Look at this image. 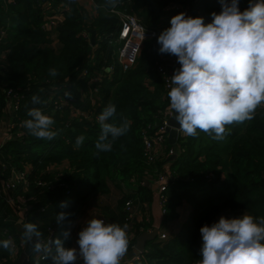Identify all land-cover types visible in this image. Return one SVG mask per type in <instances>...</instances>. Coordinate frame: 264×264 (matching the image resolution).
<instances>
[{
    "label": "trees",
    "instance_id": "1",
    "mask_svg": "<svg viewBox=\"0 0 264 264\" xmlns=\"http://www.w3.org/2000/svg\"><path fill=\"white\" fill-rule=\"evenodd\" d=\"M46 1L7 4L0 0V29L7 33L0 43V53L7 54L0 66V135L5 138L0 142V171L6 165L7 172L0 182L9 179L14 168L17 173H28L26 167L30 168V185L16 187L13 194L27 199L25 210L5 202L3 195L8 193L0 195V241L12 239L16 247L26 242L24 225L29 222L37 225L41 239L49 228L62 236L83 204L91 197L108 195L111 185L129 192L118 201L120 224L129 226V252L152 224V192L145 181L152 185L154 175L144 161L142 133L148 126L150 132L160 126L170 108L168 93H164L155 69L175 56L159 52L158 37L171 26L172 17L182 12L210 23L211 14L219 13L221 4L219 0H91L96 12L92 16L76 0H49L54 9L61 7L63 14L56 36L49 39L41 28L53 17L50 11L44 14L42 4ZM113 6L125 9L158 34L143 43L139 58L144 61L138 58L134 69L123 75L105 71L112 52L107 39L119 28L117 17L109 13ZM248 6L249 0H240L241 11ZM90 31L96 34L94 45L90 44ZM50 69L57 75H50ZM93 75L97 77L93 83L97 94L92 104L87 89ZM33 95H39L42 103L34 105ZM109 103L116 106L114 122L130 120L131 128L114 142L112 151L97 154L95 143L102 131L98 116ZM32 107L54 118L53 130L59 134L53 140L37 139L23 126ZM197 131L195 137L178 135L177 159L164 160L172 174L165 189L164 224L177 219L184 202L189 207L178 233L171 239L160 241L157 237L146 243L142 253L122 264H198L203 226H211L222 216L264 217V105L257 108L252 120L226 126L222 140ZM80 135L85 139L77 148ZM167 146L171 147L168 142ZM64 161L68 168L62 172L49 168ZM133 202L147 204L149 209L140 212L130 227L131 220L126 221L127 213L121 209ZM61 212L72 214L63 224L56 219ZM147 217L150 225L144 223ZM4 231L11 237H4ZM64 245L71 247L72 239ZM12 252L0 248V264H17ZM43 264H52L50 255Z\"/></svg>",
    "mask_w": 264,
    "mask_h": 264
},
{
    "label": "clouds",
    "instance_id": "2",
    "mask_svg": "<svg viewBox=\"0 0 264 264\" xmlns=\"http://www.w3.org/2000/svg\"><path fill=\"white\" fill-rule=\"evenodd\" d=\"M219 2L221 11L211 14L210 23L182 12L172 17L171 26L157 41L159 52L177 57L180 65L171 77L168 97L179 130L190 137L200 130L222 140L226 126L252 120L257 108L264 105V0H249L243 11L240 0ZM50 75H57L56 70L50 69ZM32 103L41 104L40 96L33 95ZM27 116L30 118L23 126L37 139L50 141L59 134L53 130L54 118L41 108L28 109ZM115 117L112 103L98 116L102 131L95 143L97 154L112 151L114 142L131 128L130 120L117 124ZM84 139V135L76 138L77 148ZM71 215L61 212L57 223L63 224ZM128 227L90 218L78 234V248L64 245L71 227L62 232L63 240L50 239L45 244L37 225L29 222L24 225V238L34 241L35 252L46 254V258L50 255L52 264H77L78 260L82 264H120L128 252ZM200 231L203 244L198 264H264V217L222 216ZM13 247L12 239L0 241L4 250Z\"/></svg>",
    "mask_w": 264,
    "mask_h": 264
},
{
    "label": "built area",
    "instance_id": "3",
    "mask_svg": "<svg viewBox=\"0 0 264 264\" xmlns=\"http://www.w3.org/2000/svg\"><path fill=\"white\" fill-rule=\"evenodd\" d=\"M7 4L14 3L15 0H6ZM40 1V0H38ZM79 6H82L84 2L90 3L87 0H76ZM41 3V2H40ZM39 3V6H40ZM46 4L49 5L50 8H46ZM93 6V4H92ZM42 8L45 11H50L53 14L51 20L45 22L41 27L44 32H46L47 38L51 39L52 37L56 36L57 32V22L63 20V14L61 7H56L55 9L52 7L49 0H47L44 4H42ZM94 8V6H93ZM109 13L116 16L119 22V28L117 33L114 36H110L107 42L108 45L111 46L112 52L111 56L108 59L107 66L105 67V71L110 74L118 73L120 75L126 74L137 64V59L140 56V52L143 47V43L148 39H153L158 37L157 33L154 30L147 29L144 27L140 21L131 13L127 12L125 9L119 10L116 9L115 6L111 7ZM86 37L85 35H83ZM5 39V31L0 29V43ZM55 39V38H53ZM89 39V37H88ZM7 58V54L4 53L0 56V66ZM167 63L161 65L157 64L156 72L157 75L160 77L164 93H168L173 87L171 82V77L174 75V72L177 70L175 64L177 63V57L165 59ZM87 72H82V76H86ZM93 83H97V77L91 76L89 79V86L92 90V94L89 93L88 101L90 103H94L96 101V94L97 89L93 87ZM172 116L171 108H169L163 114V121L160 126L157 128L154 127V130L150 132V127L143 131L142 133V145H143V156L144 161L148 168L152 170L154 175L153 184L158 186L157 192L159 194V204L162 209L163 215L165 214V189L168 184V181L172 180V174L169 170V165L167 161L164 160L168 157H172L174 155V150L172 147L167 146V137L168 133L166 131L167 121ZM183 134L180 130L178 131V135ZM164 161V162H163ZM27 172L17 173L15 180L11 182V186L8 190H4V192L8 193L4 196V201L16 204L19 203L20 205H24V208L27 205V199L17 197L15 198L13 194L17 191L16 187H24L30 185L29 176ZM9 182L6 185H9ZM5 185L0 186V195L3 192L2 187ZM18 199V200H16ZM125 211L128 212L130 208V204H125ZM131 216H129L130 218ZM126 218V221L129 220ZM106 223V222H105ZM146 225H150V219L147 217L144 220ZM151 229H148L150 231ZM3 236L7 238L11 237V234L8 231L3 232ZM57 234L55 230L49 228L47 230V235L45 238L41 239L45 244L50 239H56ZM160 241H164L168 238L165 232L159 230L157 235ZM26 242H22L16 247L14 244L13 252H12V259L17 262L18 257L24 248ZM54 247L52 248V252L54 251ZM48 257V256H47ZM46 254L44 253H37L35 252L32 258L30 259V264H43L46 261ZM77 264H82V260L77 261ZM122 264V263H120Z\"/></svg>",
    "mask_w": 264,
    "mask_h": 264
},
{
    "label": "rangeland",
    "instance_id": "4",
    "mask_svg": "<svg viewBox=\"0 0 264 264\" xmlns=\"http://www.w3.org/2000/svg\"><path fill=\"white\" fill-rule=\"evenodd\" d=\"M87 1H89L91 5L93 4V2L91 0H87ZM85 4H88V3L84 2L82 4V7L84 8L83 10L89 15H92V16L96 15V12L94 10H92V8L90 6L87 5V8H86ZM46 8H50L49 5L46 4ZM6 38H7V33L5 31V39ZM90 44H91V41H90ZM54 46L56 47V45H54ZM3 54H4V51H2L0 53V56H2ZM140 58H139V62L140 61L143 62L144 59H142V58L140 59ZM150 59H153V57H150ZM6 60H7V58H6ZM6 60L4 61V63L6 62ZM137 62H138V59H137ZM91 65H94V63L91 64ZM175 67H176V69H178L180 67V65L178 63H176ZM93 77H95V75H93ZM92 90L93 89L88 87L87 92L92 94ZM83 98H84V96H82V99ZM62 101L63 100H59L58 102L61 103ZM64 104H65V102H64ZM14 110H15V108H14ZM3 139H5V138L0 135V142H2ZM3 168H4V170L0 171V177L1 178H4L6 176L5 173L7 172L6 165H3ZM49 168H51V170H53L55 172H62L63 170L68 168V164H67L66 161H64L62 164H52V165H50ZM26 169L28 170V174H29L30 173V168L27 166ZM16 174H17V169L14 168L11 171V176H9L10 178L8 179V177H7V178L3 179L0 182L1 186L5 185V186L2 187L3 191L9 189V187L11 186L10 185L11 182L13 180H15V178H16ZM8 181H10L9 185H6L8 183ZM110 189H111V192L108 195L98 196V197H91L90 199H88L83 204V206L80 208V210L77 212V215L75 216V219H76V220L74 219L75 222L69 226V227H71V235H70V237L67 240H64V244L70 242L71 239H72V243H74L73 247L76 244L79 247V245L77 243V241L79 239V235L78 234L83 229V227L86 226V223H87V221L90 218L103 219L106 223H112L110 218H113L114 223L120 224V216L118 215V213H120V210L118 211V209H119L118 201L123 197V193L118 191L117 189H114L111 185H110ZM17 197L18 196H15V198H17ZM21 198H23V197H21ZM16 200H18V199H16ZM16 204H17V206L19 208L25 210L24 209V205H20L17 202H16ZM121 210H125V207L122 208ZM125 213H127L126 214L127 218H129V216H131L129 218L131 220L130 227L133 226V222H134L133 220H134L135 216H134V212H133V209H132L131 205H130L129 211L128 212L125 211ZM20 223H21V221H20ZM61 239L62 240L64 239L63 235H62Z\"/></svg>",
    "mask_w": 264,
    "mask_h": 264
},
{
    "label": "water",
    "instance_id": "5",
    "mask_svg": "<svg viewBox=\"0 0 264 264\" xmlns=\"http://www.w3.org/2000/svg\"><path fill=\"white\" fill-rule=\"evenodd\" d=\"M90 41L91 45H94L95 42V32L90 31ZM172 116L167 121L166 131L168 133L167 142L174 150V155L169 159V161H175L177 159L176 152V141L178 138L179 124L175 120V113L171 109ZM145 186L150 187L152 192V200L150 205V213L152 218L151 230L147 232H142L135 240L133 248L127 252L125 257L120 261V263L125 262L126 260L131 259L134 256L142 253L144 251L145 245L148 242L154 241L157 238L159 230L163 224L164 216L162 209L159 204V194L157 192L158 186L156 184L150 185L148 181H145ZM34 241H26L24 248L22 249L17 264H30V259L34 255L35 251L33 250Z\"/></svg>",
    "mask_w": 264,
    "mask_h": 264
},
{
    "label": "crops",
    "instance_id": "6",
    "mask_svg": "<svg viewBox=\"0 0 264 264\" xmlns=\"http://www.w3.org/2000/svg\"><path fill=\"white\" fill-rule=\"evenodd\" d=\"M87 5H89L92 10H93V6L88 3V4H85V7L87 8ZM128 191H123L122 193H127ZM129 193V192H128ZM145 206H141L139 203H134L133 202V206H132V209H133V212H134V216H138V214L141 212V215L142 213H144L145 211L147 212V210L149 209V207L147 206V204H144ZM118 213V212H117ZM189 213V207L187 204L183 203L177 210V214H178V217L176 220L172 221V222H168L167 224L163 222L161 228H160V231L162 232H165L168 236L169 239L173 238L176 236V234L178 233L179 231V228H180V225L181 223H183L184 219L187 217ZM119 215V213H118ZM140 216V215H139ZM112 223H114V220L113 218H110ZM62 236H59V234L57 235L56 238H61ZM73 244L71 245V247H73ZM76 248H78L77 244L74 246ZM55 252V250H54Z\"/></svg>",
    "mask_w": 264,
    "mask_h": 264
}]
</instances>
